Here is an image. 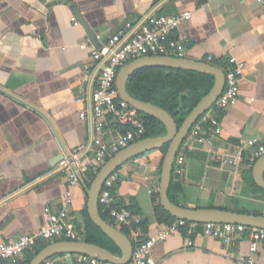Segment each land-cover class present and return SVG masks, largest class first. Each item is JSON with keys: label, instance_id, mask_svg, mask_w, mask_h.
Listing matches in <instances>:
<instances>
[{"label": "crops", "instance_id": "crops-1", "mask_svg": "<svg viewBox=\"0 0 264 264\" xmlns=\"http://www.w3.org/2000/svg\"><path fill=\"white\" fill-rule=\"evenodd\" d=\"M182 11L191 12L177 29L185 39V58L221 70L232 56L244 63L237 103L214 113L220 134L214 135L210 126L204 129L213 151L233 153L248 139L264 144V0H0V241L42 227L45 207L58 211L67 191L68 209L83 240L89 178L85 174L70 187L61 162L81 145L87 148L76 161L90 154L94 134L90 97L101 67L92 50L106 45L126 23L133 27L126 32L129 37L148 15ZM85 25L94 32V40ZM108 128L119 130L113 124ZM161 148L138 154L116 169L114 203L145 222L144 236L164 227L154 214L158 196L150 193L153 185L159 186ZM182 148L183 172L172 174L177 204L264 214V193L252 184L253 165L243 160L237 168L221 166L187 140ZM195 241L197 247H186L184 233L175 232L154 244L151 256L156 264H235V255L247 254L245 234L227 246L205 235ZM227 249L231 257L225 256ZM29 252L33 251H26L20 261ZM51 258L76 264L73 253ZM255 263L264 264V242Z\"/></svg>", "mask_w": 264, "mask_h": 264}, {"label": "built area", "instance_id": "built-area-1", "mask_svg": "<svg viewBox=\"0 0 264 264\" xmlns=\"http://www.w3.org/2000/svg\"><path fill=\"white\" fill-rule=\"evenodd\" d=\"M257 1L262 2V0ZM190 18V11H182L173 15H148L129 37H125L126 32L133 27L131 23H126L124 28L108 39L106 45L100 49L93 48V59L101 63L90 97L94 134L89 148L90 154L82 161H76V159L87 148V145H81L62 159L61 163L67 171V182L70 187L78 185L86 173L98 171L101 165L120 149L145 137V123L140 113L118 95L116 75L124 64L142 56L159 55L184 58L186 55L185 39L177 33V29L181 23ZM71 20L75 25L78 24L76 17H71ZM80 46L84 48L86 43ZM243 68L244 63L235 57L227 59L222 70L225 78L222 92L212 105L199 116L185 138L189 144L195 143L203 148L210 159L218 162L221 166L230 168H237L243 160L249 167H252L256 160L264 154V144L256 139H248L245 147H238L233 153L214 152L211 138L204 135L206 126L212 127L214 135L220 134V122L214 113L237 103L239 81ZM85 115L84 111L79 113L81 119H84ZM108 124L116 125L119 130H110ZM183 143L174 159L173 174L175 176H179L183 172L185 153L182 148ZM118 178L116 171L108 175L99 191L97 203L100 210L115 225L128 228L135 241L130 262L127 264H156L151 256L152 246L165 240L169 235L181 231L186 236V247L194 248L197 247L196 236H210L227 246L239 242L245 234L248 240L247 254L238 253L234 256V262L235 264H256V252L259 244L264 242V229L262 228L242 224L175 219L164 225L161 230L149 235L145 240H139L138 227L142 221L141 218L128 207H117L114 203L113 187ZM150 193L158 194L157 184L150 188ZM70 203V192L67 191L63 196V206L58 211H52L45 207V224L42 227L19 235L12 240L0 241V264H17L24 253L34 251L38 243H48L54 240H79L81 233L75 223V216L68 209ZM225 256L231 257V251L227 249ZM73 260L76 264H113L81 253H73ZM41 264H59V262L50 257Z\"/></svg>", "mask_w": 264, "mask_h": 264}, {"label": "water", "instance_id": "water-1", "mask_svg": "<svg viewBox=\"0 0 264 264\" xmlns=\"http://www.w3.org/2000/svg\"><path fill=\"white\" fill-rule=\"evenodd\" d=\"M84 24V23H83ZM88 29L94 40V32ZM142 67H169L209 73L214 76V82L209 91L198 101L177 126L172 115L163 108L150 102L138 100L128 94L125 85L128 77ZM225 78L223 71L204 61H195L187 58L171 56L149 55L142 56L124 64L116 75V89L119 97L136 109L139 113L152 116L159 120L165 132L159 136L144 137L130 143L126 147L109 157L95 173L87 187L86 210L89 219L119 248V255L108 249L85 240H57L50 242L39 249L27 264H41L51 256L63 253H81L113 264H127L130 262L133 251L131 240L118 228L106 222L98 210L97 198L104 180L108 175L126 160L151 149H159L167 145L162 158L158 186V199L163 209L175 219L195 222H216L242 224L254 228L264 229V214L245 213L221 208H189L173 203L168 197V189L172 181L173 164L177 151L185 140L192 125L217 99L224 88ZM63 158V156H62ZM252 178L255 185L264 190V154L260 156L252 167Z\"/></svg>", "mask_w": 264, "mask_h": 264}, {"label": "trees", "instance_id": "trees-1", "mask_svg": "<svg viewBox=\"0 0 264 264\" xmlns=\"http://www.w3.org/2000/svg\"><path fill=\"white\" fill-rule=\"evenodd\" d=\"M214 82V76L209 73H201L184 69L169 68V67H142L136 69L126 81V91L128 94L138 100L150 102L157 105L174 118L177 126H180L183 119L191 111V109L198 103V101L209 91ZM140 116L145 123V137L159 136L165 132L163 124L156 118L140 113ZM121 130V129H120ZM167 147V145H164ZM163 146V147H164ZM89 180L86 184L89 185L94 173L88 172ZM85 175V176H86ZM256 190L264 193V190L257 187L252 181ZM175 188L174 181L170 182L168 189L169 199L177 204L173 199V190ZM158 196V194H156ZM101 217L114 226L115 224L108 216L99 209ZM85 231L82 239L98 244L115 255H119V248L115 243L105 235L96 225L92 223L87 215L86 208L83 209ZM154 214L158 222L164 225L175 220L168 212H166L160 205L159 200L156 201L154 207ZM139 240H145L148 236H144L145 222L139 224ZM138 227V228H139ZM120 230L132 240V236L128 228L121 226ZM143 230V231H141ZM46 243H38L33 252L25 255L20 262L26 264L30 258ZM20 264V263H18Z\"/></svg>", "mask_w": 264, "mask_h": 264}, {"label": "rangeland", "instance_id": "rangeland-1", "mask_svg": "<svg viewBox=\"0 0 264 264\" xmlns=\"http://www.w3.org/2000/svg\"><path fill=\"white\" fill-rule=\"evenodd\" d=\"M160 150L162 151V155H164L165 150H166V146L162 147Z\"/></svg>", "mask_w": 264, "mask_h": 264}]
</instances>
